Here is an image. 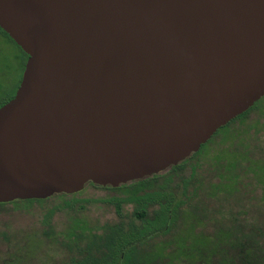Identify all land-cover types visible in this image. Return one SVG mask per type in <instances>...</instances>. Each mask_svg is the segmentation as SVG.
<instances>
[{
	"label": "water",
	"instance_id": "obj_1",
	"mask_svg": "<svg viewBox=\"0 0 264 264\" xmlns=\"http://www.w3.org/2000/svg\"><path fill=\"white\" fill-rule=\"evenodd\" d=\"M28 55L0 107V203L118 187L264 96V0H0Z\"/></svg>",
	"mask_w": 264,
	"mask_h": 264
},
{
	"label": "rangeland",
	"instance_id": "obj_2",
	"mask_svg": "<svg viewBox=\"0 0 264 264\" xmlns=\"http://www.w3.org/2000/svg\"><path fill=\"white\" fill-rule=\"evenodd\" d=\"M0 49V83L12 90L21 74V53L15 44L1 34ZM248 113L244 121L250 123L253 128L246 135L250 151L241 149L238 152L224 151L220 154L226 158L227 163L235 159L237 162L243 161L239 163L241 167L234 171L239 177L236 173L223 172L224 168L219 170L225 163L221 160L215 161L209 155L200 159L197 180L189 183L188 187L191 207L197 209V215L193 214V218L191 215L181 216L172 233L158 236L147 245L150 249L166 246L160 263H168L171 256H168L167 252L175 250L174 244L167 245L168 241H173L178 233L186 234L190 224L195 225V232L211 236L218 229L229 227L234 217L245 226H259L264 230V180L261 181L258 176L259 172H264V96L255 102ZM241 118L243 116L239 119ZM233 126L234 121L218 130L194 157L215 151L218 154L223 144L221 142L230 141L228 130ZM218 141L220 143L217 147ZM214 142L217 147L214 148L215 151L211 150ZM245 163L250 164L246 170ZM253 166L259 172H253ZM186 176L180 175L181 178ZM220 181L224 182L223 187L219 185ZM217 184L218 187H215ZM126 193L124 189L111 190L87 183L81 191L73 195L81 200L79 204H82V207L78 204L73 210L55 211L50 227L42 223L43 216L50 208L60 203V198L51 197L31 205H0V264H66L71 256L78 254L77 245L83 246L86 243V239L79 238L80 233L84 236L93 232L101 233L106 224L121 220L114 206L105 200L112 196H124ZM131 210V205L124 206L123 212L127 213L125 221ZM189 262L186 258L173 261L175 264Z\"/></svg>",
	"mask_w": 264,
	"mask_h": 264
},
{
	"label": "trees",
	"instance_id": "obj_3",
	"mask_svg": "<svg viewBox=\"0 0 264 264\" xmlns=\"http://www.w3.org/2000/svg\"><path fill=\"white\" fill-rule=\"evenodd\" d=\"M0 34L15 44L21 53V74L14 89L10 90V87L0 83L1 107L14 96L28 55L1 28ZM1 56L0 49V58ZM252 107L238 117L248 113ZM186 162L187 160L172 166L164 174H154L118 187L100 186L89 182L95 187L126 190L124 196H112L105 200L114 206L121 220L106 224L101 233L93 232L85 236L80 233L79 238L86 239V243L83 246L77 245L78 254L71 256L66 264H162L159 260L164 256L166 246L150 249L147 248L148 243L158 236L172 233L181 216L191 215L193 218V214L197 215V209L191 207L188 191L191 178L178 177V171ZM239 163L243 162L238 161L233 168H240ZM249 166L250 164H246L244 170ZM231 170L230 167L228 171ZM252 171L259 172L254 166ZM262 174L264 175V172ZM262 174L258 173L261 181L264 180ZM221 177L225 178L223 175ZM178 178L179 181L176 180ZM223 183L220 181L219 185L223 187ZM215 187H218V184ZM74 194L61 193L51 196L61 200L44 214L42 223L50 227L55 211L75 209L81 200L73 197ZM46 199L14 200L2 202L0 205L7 203L31 205ZM127 204L132 205V210L125 221L127 213H124L123 209ZM150 206L153 214L148 212ZM79 207H82V204H79ZM232 218L229 227L220 228L211 236L195 232V225L190 224L186 234L178 233L173 241H168L167 245L174 244L175 250L167 252L171 257L169 262L164 264H175L174 260L182 258L188 259L190 261L188 264H264V230L259 226H245L237 218Z\"/></svg>",
	"mask_w": 264,
	"mask_h": 264
},
{
	"label": "flooded vegetation",
	"instance_id": "obj_4",
	"mask_svg": "<svg viewBox=\"0 0 264 264\" xmlns=\"http://www.w3.org/2000/svg\"><path fill=\"white\" fill-rule=\"evenodd\" d=\"M246 112V111H245ZM247 115L249 113H246ZM245 114V115H246ZM241 115V114H240ZM243 115V118L239 119L240 117H235L234 119H232L231 121H229L227 124H225L224 126L220 127L218 130L228 126L231 122L234 121V126L231 127L229 130H228V135L231 136L230 137V141L229 142H221L223 143L221 146H220V150H219V153L217 154V151L214 150V148L219 145V141L216 143V146H215V142L211 148V150L215 151V153H210V154H203L201 156H199L198 158L194 157V154H196L200 148L206 143L209 141V139L215 134L217 133V131L204 143L200 146L199 150L197 152H194L192 153L188 158H186L185 160H187L186 164L184 165V167L178 171V177H180V175L182 174H185L187 175L186 177H183V178H191V181H194V180H197V169L200 165V159H202L204 156H211L215 161H218V160H221L223 161V165H219L221 166L219 170H222L223 168L225 169V171L223 172H229L228 169H230V167L232 168V170L230 172H234L235 171V168H233L234 164L236 163L237 164V160L235 159L234 161H232L231 163H227V160L225 157H223L222 153H224V151L228 152V151H239L241 149H244V150H247V151H250L249 149V146H250V143H247L248 141H246V135L248 133L249 130L253 129L251 127V124L250 123H245V119L247 117V115L245 116ZM245 116V117H244ZM242 117V116H241ZM239 119V120H238ZM229 143V144H228ZM232 145V147L230 148L229 145ZM228 145V146H227ZM218 147V146H217ZM216 147V148H217ZM250 155V154H248ZM215 157H218V158H215ZM184 160V161H185ZM241 162H243L242 160H240ZM172 167V166H171ZM168 168L167 170L163 171L162 173H159V174H164L166 172H168L170 169ZM228 167V169H227ZM238 174V173H236ZM220 175H222V172H220ZM239 177V176H238ZM180 180V179H179ZM201 184V183H199ZM212 185H214V183H212ZM197 187V186H196ZM132 206V205H131ZM148 212L149 214H153V209H152V206H150L148 208Z\"/></svg>",
	"mask_w": 264,
	"mask_h": 264
}]
</instances>
